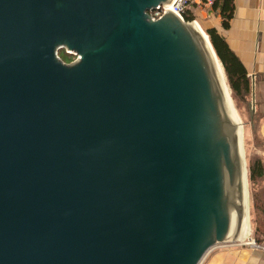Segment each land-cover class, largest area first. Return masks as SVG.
<instances>
[{
	"label": "water",
	"instance_id": "water-1",
	"mask_svg": "<svg viewBox=\"0 0 264 264\" xmlns=\"http://www.w3.org/2000/svg\"><path fill=\"white\" fill-rule=\"evenodd\" d=\"M172 1L0 0V264H200L244 239L239 124L208 34L148 14Z\"/></svg>",
	"mask_w": 264,
	"mask_h": 264
},
{
	"label": "crops",
	"instance_id": "crops-1",
	"mask_svg": "<svg viewBox=\"0 0 264 264\" xmlns=\"http://www.w3.org/2000/svg\"><path fill=\"white\" fill-rule=\"evenodd\" d=\"M233 13L228 27L221 24L219 9L207 28H215L245 67L252 81L256 108L264 112V0H232ZM226 247V248H224ZM210 250L200 264H264V247L244 244Z\"/></svg>",
	"mask_w": 264,
	"mask_h": 264
},
{
	"label": "rangeland",
	"instance_id": "rangeland-1",
	"mask_svg": "<svg viewBox=\"0 0 264 264\" xmlns=\"http://www.w3.org/2000/svg\"><path fill=\"white\" fill-rule=\"evenodd\" d=\"M211 7L212 5L198 9L190 20L197 21L200 28L205 32L209 20H213L215 17V13L211 10ZM59 55L66 63L75 58V55H68L63 49L59 50ZM227 85L235 111L242 123V144L247 169L248 216L251 227V240H249L253 241L255 246L245 245L261 248L264 247V175L250 180L248 177V167L256 159H260L264 165V112L256 108V95H254L251 79L247 90H242L237 94L230 88L229 83ZM252 104H254V110H252ZM243 242L235 241L227 245H233L234 243L242 244ZM227 245H218L213 249L223 248Z\"/></svg>",
	"mask_w": 264,
	"mask_h": 264
},
{
	"label": "trees",
	"instance_id": "trees-1",
	"mask_svg": "<svg viewBox=\"0 0 264 264\" xmlns=\"http://www.w3.org/2000/svg\"><path fill=\"white\" fill-rule=\"evenodd\" d=\"M212 6L219 9L222 26L225 28L228 27L229 19L232 17L233 13V1L214 0ZM193 16L194 14H188L184 16V19L186 21H190ZM206 33L208 34L211 45L216 53L226 85L229 83L230 88L235 94L240 93L242 90H247L250 84V79L245 67L228 47L224 38L217 32L215 28H207ZM226 79L228 80V83ZM263 175L264 165L260 159H256L251 162V164H249L248 177L250 180L260 178Z\"/></svg>",
	"mask_w": 264,
	"mask_h": 264
},
{
	"label": "built area",
	"instance_id": "built-area-1",
	"mask_svg": "<svg viewBox=\"0 0 264 264\" xmlns=\"http://www.w3.org/2000/svg\"><path fill=\"white\" fill-rule=\"evenodd\" d=\"M213 2H214V0H173L166 7H163V3H161L156 8L149 10L148 14L150 15L151 18L157 19V18H160L165 13V11L168 9V10H171L174 14H176L180 18L184 19V16H186L188 14H195V12L200 8L210 7L213 4ZM61 49H63V51L68 55H75V58L73 60H71L70 62H74L77 60V58H79V56L76 53H74L71 50H68L66 47H62ZM56 55L59 59L62 60V58L59 55V50L57 51ZM63 62H65V61H63ZM70 62H67V63H70ZM249 239L251 240V238H249ZM250 240H248V243L243 242L242 244H244V245L249 244V245L255 246V243L253 241H250ZM227 244H232V243L229 242V243H226V245ZM234 244H236V243H234ZM258 247H260V246H258Z\"/></svg>",
	"mask_w": 264,
	"mask_h": 264
},
{
	"label": "bare ground",
	"instance_id": "bare-ground-1",
	"mask_svg": "<svg viewBox=\"0 0 264 264\" xmlns=\"http://www.w3.org/2000/svg\"><path fill=\"white\" fill-rule=\"evenodd\" d=\"M195 25L198 29H200L203 34H205L206 36V33L200 28V26L198 25V22L195 21ZM218 63V62H217ZM214 67H215V70L217 72V75L219 77V80L223 86V89H224V92L226 94V97H227V100H228V104H229V107H230V110L235 118V120L238 122L239 126H238V130H237V133H238V136H239V141L241 142L242 141V123L240 122V119L235 111V108H234V105H233V102H232V99L230 97V94H229V91H228V88H227V85H226V82H225V79H224V76H223V73H222V70H221V67H220V64L218 63V66L216 64H214ZM248 194H246V198H247ZM248 203L249 201L247 200V207H246V230H245V236H244V239H239L237 241H244V242H247L248 243V240L250 238V234H251V227H250V223H249V216H248Z\"/></svg>",
	"mask_w": 264,
	"mask_h": 264
}]
</instances>
